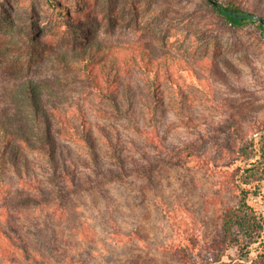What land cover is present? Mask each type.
Returning <instances> with one entry per match:
<instances>
[{"label":"rangeland","instance_id":"rangeland-1","mask_svg":"<svg viewBox=\"0 0 264 264\" xmlns=\"http://www.w3.org/2000/svg\"><path fill=\"white\" fill-rule=\"evenodd\" d=\"M232 1L264 17V0ZM30 83L82 176L93 161L71 127L92 135L99 185L23 196L12 160L39 157L21 141L36 126ZM262 127L261 30L231 27L208 0H0V264H30L18 236L48 264H188L173 248L192 243L216 252L239 149Z\"/></svg>","mask_w":264,"mask_h":264},{"label":"trees","instance_id":"trees-1","mask_svg":"<svg viewBox=\"0 0 264 264\" xmlns=\"http://www.w3.org/2000/svg\"><path fill=\"white\" fill-rule=\"evenodd\" d=\"M208 1L215 12L231 27L240 28L247 24H256L261 30L264 40V17L256 16L255 13L242 8L232 0ZM94 46L90 47L92 54L98 49H102L100 45H97L96 49L93 48ZM142 54L145 71L149 73V65L152 60L148 55L145 57L144 51ZM82 60L86 63L84 65H87L94 60V57L84 52ZM88 75L91 76L89 71ZM150 79L149 91L157 96L158 93L154 87L156 78ZM93 84L96 88L100 87L95 81ZM26 91L25 97L30 100L33 115L36 117V126L34 134L29 135L31 138L24 134L21 141L38 153L39 157L33 160L22 158L23 164L12 160L16 175L29 187L28 190L21 191L23 196L28 199L27 201L38 200L39 203H44L48 201V196L60 200L66 198L67 195L86 191L92 186L99 185L101 174L104 173L99 169V154L96 150L95 140L87 132L84 124L80 130L76 126L71 127L74 137L80 138L86 143L89 156L93 161V163L84 164L89 172H85L82 176L77 171L75 162L64 154H59L52 130V119L48 111L40 104L38 86L30 83ZM111 97L113 98V96ZM156 101L155 97L153 103ZM113 102L117 108L115 99ZM149 105L151 104H148L147 108L150 107ZM32 138H35L36 142H33ZM13 152L22 156L20 147ZM40 159H44L45 162ZM34 164L37 168L34 167ZM43 180L46 181V185ZM231 181L236 191V202L227 206L222 214L220 242L217 251L203 254L194 243L191 246L187 244L174 246V255L188 264H264V127L260 128L255 136L243 141L239 149L238 162L232 169ZM18 238L19 242L14 246L20 251V255L25 261L30 264H48L26 240L20 236ZM232 249L236 251V258L227 254ZM225 257H230L231 260L227 262Z\"/></svg>","mask_w":264,"mask_h":264},{"label":"water","instance_id":"water-1","mask_svg":"<svg viewBox=\"0 0 264 264\" xmlns=\"http://www.w3.org/2000/svg\"><path fill=\"white\" fill-rule=\"evenodd\" d=\"M257 19H259L258 17H256ZM259 20H261V19H259Z\"/></svg>","mask_w":264,"mask_h":264}]
</instances>
